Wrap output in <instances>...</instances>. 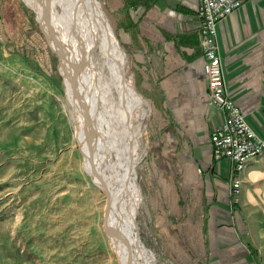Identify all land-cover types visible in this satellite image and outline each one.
I'll return each mask as SVG.
<instances>
[{"label": "rangeland", "instance_id": "obj_1", "mask_svg": "<svg viewBox=\"0 0 264 264\" xmlns=\"http://www.w3.org/2000/svg\"><path fill=\"white\" fill-rule=\"evenodd\" d=\"M97 1L127 56L126 76L150 108L141 119L145 154L136 173L142 203L133 235L156 264H177L157 224L175 222L170 212L179 202L175 182V190L169 187L176 135L169 133L168 113L153 100L166 44L155 47L153 59H146L144 46L136 55L129 47L132 33H123L105 0ZM195 22L202 54L197 13ZM61 62L36 11L23 0H0V264H120L102 225L105 194L83 167L64 81L70 70Z\"/></svg>", "mask_w": 264, "mask_h": 264}, {"label": "crops", "instance_id": "obj_2", "mask_svg": "<svg viewBox=\"0 0 264 264\" xmlns=\"http://www.w3.org/2000/svg\"><path fill=\"white\" fill-rule=\"evenodd\" d=\"M105 2L123 33H132L136 55L144 46L146 59H153L155 47L166 44L153 100L176 135L169 185L179 193L170 212L176 221L157 223L169 258L177 264H264V150L241 171L233 202L231 163L211 154L210 133L224 112L207 105L196 0ZM216 41L226 93L264 140V0H246L218 21Z\"/></svg>", "mask_w": 264, "mask_h": 264}, {"label": "bare ground", "instance_id": "obj_3", "mask_svg": "<svg viewBox=\"0 0 264 264\" xmlns=\"http://www.w3.org/2000/svg\"><path fill=\"white\" fill-rule=\"evenodd\" d=\"M23 1L36 11L49 45L69 67L64 81L78 123L83 167L107 193V221L118 234L109 238L120 264H156L154 253L133 235L142 203L136 173L145 154L141 119L150 108L136 92L133 77L126 76V54L97 0Z\"/></svg>", "mask_w": 264, "mask_h": 264}, {"label": "built area", "instance_id": "obj_4", "mask_svg": "<svg viewBox=\"0 0 264 264\" xmlns=\"http://www.w3.org/2000/svg\"><path fill=\"white\" fill-rule=\"evenodd\" d=\"M246 0H196L198 36L202 48V70L207 81V105L224 112L222 122L210 133L211 154L215 161L231 163V197L239 200L240 173L251 158L264 150L260 138L245 120L240 106L225 90L221 58L216 41V24Z\"/></svg>", "mask_w": 264, "mask_h": 264}, {"label": "water", "instance_id": "obj_5", "mask_svg": "<svg viewBox=\"0 0 264 264\" xmlns=\"http://www.w3.org/2000/svg\"><path fill=\"white\" fill-rule=\"evenodd\" d=\"M95 2V0H93ZM81 150V147H80ZM104 194L106 195L107 198V193L104 190ZM108 208H109V203L106 200L105 202V206H104V212H103V220H102V225H103V229L104 232L109 236V237H117V231L114 230L112 227H110V225L108 224L107 221V213H108ZM126 264H130L129 261L126 262Z\"/></svg>", "mask_w": 264, "mask_h": 264}]
</instances>
